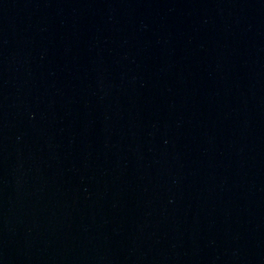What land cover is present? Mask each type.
<instances>
[{
	"label": "water",
	"instance_id": "1",
	"mask_svg": "<svg viewBox=\"0 0 264 264\" xmlns=\"http://www.w3.org/2000/svg\"><path fill=\"white\" fill-rule=\"evenodd\" d=\"M0 264H264V0H0Z\"/></svg>",
	"mask_w": 264,
	"mask_h": 264
}]
</instances>
